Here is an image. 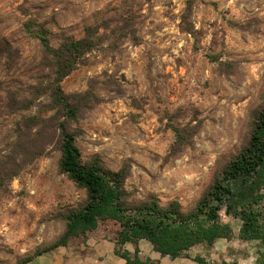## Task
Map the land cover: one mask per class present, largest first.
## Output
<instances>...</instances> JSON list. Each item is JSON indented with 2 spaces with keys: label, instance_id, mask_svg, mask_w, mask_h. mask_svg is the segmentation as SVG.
<instances>
[{
  "label": "rangeland",
  "instance_id": "374dc122",
  "mask_svg": "<svg viewBox=\"0 0 264 264\" xmlns=\"http://www.w3.org/2000/svg\"><path fill=\"white\" fill-rule=\"evenodd\" d=\"M30 23L55 48L91 27L99 45L60 83L75 118L53 100L56 70ZM263 104L264 0H193L190 12L187 0H0V167L20 164L0 185V264L56 242L85 201L60 170V122L84 162L129 167L131 201L188 213L247 146ZM222 216L234 236L211 261L264 264V244Z\"/></svg>",
  "mask_w": 264,
  "mask_h": 264
},
{
  "label": "trees",
  "instance_id": "16d2710c",
  "mask_svg": "<svg viewBox=\"0 0 264 264\" xmlns=\"http://www.w3.org/2000/svg\"><path fill=\"white\" fill-rule=\"evenodd\" d=\"M187 9H193V0H187ZM28 32L36 35L51 58L56 72L53 100L56 105L75 118L78 113L65 95L61 81L68 76L83 57L99 44L89 34L70 39L58 48L53 47L45 28L34 31L31 23ZM61 137L60 170L79 187L85 189L84 203L63 215L66 229L53 244L38 249L36 254L59 246L86 240L92 233L111 236L116 253L127 264H161L140 253V242L149 241L162 255L173 258H191L189 251L198 245L213 247L220 239L234 236L233 226L226 222L222 211L242 221L239 238L257 240L264 244V104L257 112L247 146L219 173L212 185L204 192L195 208L186 213L179 201L162 205L157 197L135 203L129 199L125 188L129 177L128 166L114 171L105 167L99 157L88 162L82 159L75 134L66 121L58 126ZM178 142H184L183 129L176 128ZM0 167V185L5 177H14L20 164L12 159ZM132 244L135 249L125 248ZM30 256L20 264L31 260ZM198 264H229L227 261H208L202 256L193 258Z\"/></svg>",
  "mask_w": 264,
  "mask_h": 264
},
{
  "label": "crops",
  "instance_id": "0c3cea01",
  "mask_svg": "<svg viewBox=\"0 0 264 264\" xmlns=\"http://www.w3.org/2000/svg\"><path fill=\"white\" fill-rule=\"evenodd\" d=\"M227 243L226 239H220L211 249L203 245L195 246L189 251L191 258L162 255L147 240H142L139 248L142 255L160 260L161 264H198L194 257L199 255L211 261L218 251L222 252V244L224 250L228 247ZM125 248L130 251L135 249L132 244L126 245ZM24 264H127V261L116 253V244L111 236L92 233L86 240L42 252Z\"/></svg>",
  "mask_w": 264,
  "mask_h": 264
}]
</instances>
